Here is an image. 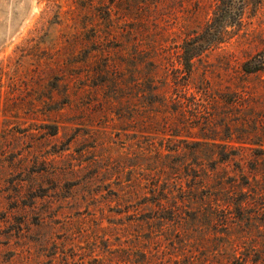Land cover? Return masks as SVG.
I'll return each instance as SVG.
<instances>
[{"label":"rangeland","instance_id":"1","mask_svg":"<svg viewBox=\"0 0 264 264\" xmlns=\"http://www.w3.org/2000/svg\"><path fill=\"white\" fill-rule=\"evenodd\" d=\"M261 61L264 0H0V264H264ZM252 173L238 213L220 180Z\"/></svg>","mask_w":264,"mask_h":264},{"label":"trees","instance_id":"2","mask_svg":"<svg viewBox=\"0 0 264 264\" xmlns=\"http://www.w3.org/2000/svg\"><path fill=\"white\" fill-rule=\"evenodd\" d=\"M227 9H230V4L228 6L226 5ZM225 12V10H224ZM220 16V15H219ZM220 18H218V15L213 19L212 22H210L206 29L202 33H194L193 36H189L187 40H184L181 45V52H180V64H181V73L182 78L184 79V82L182 85H186L187 82H185L192 71L193 66V59L197 58L201 55L202 52H204L213 42L217 40L215 38L217 27L220 23ZM262 65L264 64V61H261ZM262 65H257L252 68L248 67V63L244 64L243 70L246 72H253L260 70ZM149 78H152L150 76ZM195 112H200V107H203L202 102H198V100L194 103ZM179 112L182 113V109H179ZM183 115V114H182ZM182 117V116H181ZM208 125V124H207ZM230 132L226 134L225 137L220 139H226L230 137ZM259 148H257V151H260L261 154L264 153V144L258 143L257 144ZM215 148H219V150H216V155H214L213 161L217 163H224L225 161H233L235 158L238 159L236 162V167L238 168V171H240V163L239 161L243 158L244 149H246L243 146H232L230 143L225 144H214ZM264 155V154H263ZM212 158V157H211ZM236 161V160H235ZM241 175V174H240ZM198 178V175L195 176ZM209 177V176H208ZM226 179H229V181H226ZM225 180L221 179L220 184L222 190H224V196L231 201V203L234 205L235 210L239 213L242 211V208L244 204H246V200L241 196L246 194L247 192H255L258 193L259 190H262L261 187H258V181H257V174L252 173L251 180L246 177V175H241L240 178L235 176H227ZM254 182V183H253ZM256 186H255V185ZM264 191V190H262ZM149 198H145V204L148 206L151 212H149L154 219L157 220H163L167 219L168 217H172L173 208L175 207V200L176 198L172 196V198H167V196H163L159 193H155L154 191L148 192ZM260 193L258 195L260 196ZM159 196V197H158ZM240 197V198H239ZM209 199H211L210 196H208ZM207 204V203H206ZM248 206V205H247ZM155 207V208H153ZM246 206H244L245 208ZM241 208V209H240ZM145 215V214H144ZM143 218V217H142ZM141 218V219H142ZM171 219V218H170Z\"/></svg>","mask_w":264,"mask_h":264}]
</instances>
